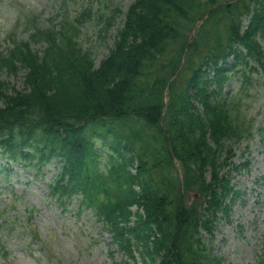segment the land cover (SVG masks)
Wrapping results in <instances>:
<instances>
[{"label": "trees", "instance_id": "1", "mask_svg": "<svg viewBox=\"0 0 264 264\" xmlns=\"http://www.w3.org/2000/svg\"><path fill=\"white\" fill-rule=\"evenodd\" d=\"M77 33L67 20L36 28L31 39L46 45L42 55L30 40L12 41L0 58L8 76L26 69L20 92L8 95L0 81L4 151L31 147L40 163L62 158L53 195L80 193L126 256L138 247L158 264H222L200 231L212 235L228 207L232 187L222 171L244 129L223 87L236 68L264 74V0H134L96 69ZM191 190L198 205L188 203Z\"/></svg>", "mask_w": 264, "mask_h": 264}, {"label": "rangeland", "instance_id": "2", "mask_svg": "<svg viewBox=\"0 0 264 264\" xmlns=\"http://www.w3.org/2000/svg\"><path fill=\"white\" fill-rule=\"evenodd\" d=\"M116 1L118 0H99L94 3V7L103 8ZM54 2L55 0H0L4 5L0 8V30L5 32L14 29L22 35V25L27 20L44 24L53 11ZM104 11L108 13V10ZM109 15L110 13L107 14ZM214 21L218 22L212 19L209 28L214 27ZM117 26L118 18L108 31L109 44L113 40L109 36L110 32L114 33ZM87 32L94 35L96 29L88 25ZM259 42L264 50V37ZM3 43L4 38L0 35V44ZM180 47L179 44L173 46L176 52ZM98 53L97 62L101 60L105 48L99 49ZM261 76L260 73L252 75L253 82L249 90L247 87L241 90V78L238 77L231 80L225 88L230 95L240 94L237 96L240 117L243 127H250L251 135L246 136L240 145H230L235 153L233 156L231 152L228 157L230 185L242 195H229L226 202H234L230 217L228 220L221 218L218 221L215 237L210 245L212 252L214 250V254L221 257L224 264H257L264 240V78ZM247 160L248 169L231 170L233 164L238 166ZM17 169L18 172L10 174L9 181L0 179V215L3 220H7L0 230V236L6 235L3 242L9 253L6 259L0 258V264H123L116 250L112 256L108 254L114 250L109 243V236L89 215L83 213L76 217L69 211L61 212L54 205L47 206L42 199L44 181L41 180V190L39 178L34 179L30 172ZM53 169L52 164L45 168L49 170L45 179L48 180L50 174L56 172ZM177 171L179 172L178 169ZM8 187H12L10 193L4 191ZM191 194V201L199 199L198 196H193V192ZM32 207L39 212L29 213ZM69 209L73 210L75 206L72 204ZM239 224L244 228L243 231L238 227Z\"/></svg>", "mask_w": 264, "mask_h": 264}]
</instances>
